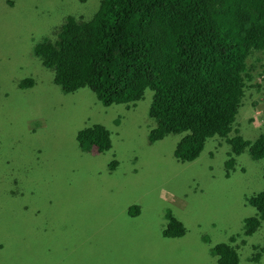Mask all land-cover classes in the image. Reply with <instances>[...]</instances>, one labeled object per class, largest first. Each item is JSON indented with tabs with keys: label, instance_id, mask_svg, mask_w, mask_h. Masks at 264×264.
<instances>
[{
	"label": "rangeland",
	"instance_id": "374dc122",
	"mask_svg": "<svg viewBox=\"0 0 264 264\" xmlns=\"http://www.w3.org/2000/svg\"><path fill=\"white\" fill-rule=\"evenodd\" d=\"M100 2L0 0V72L35 79L25 91L14 88L11 99L0 88V133L8 140L0 158L25 165V176L0 165V241L6 242L0 264H92L104 254L114 264L216 263L211 248L234 234L240 235L235 243L240 263L264 264V255L260 263L253 260L256 245L264 243V223L246 237L240 218L245 197L264 187L260 160L241 153L238 164L248 167L228 177L231 145L213 136L199 157L181 162L174 151L182 133L148 140L155 124L146 110L150 88L128 109L125 103L102 104L89 88L66 93L51 73L25 71L24 60H32L34 43L44 33L68 13L89 18ZM250 75L237 127L256 137L264 127V87L261 75ZM94 123L111 129L113 146L82 156L77 134ZM132 205L140 207L137 216L129 213ZM168 210L185 224L184 236H164ZM94 228L97 237L81 234L72 245L78 233ZM80 241L98 246L97 253L78 251Z\"/></svg>",
	"mask_w": 264,
	"mask_h": 264
},
{
	"label": "trees",
	"instance_id": "16d2710c",
	"mask_svg": "<svg viewBox=\"0 0 264 264\" xmlns=\"http://www.w3.org/2000/svg\"><path fill=\"white\" fill-rule=\"evenodd\" d=\"M24 62L25 71L51 73L64 92L89 88L107 106L125 103L128 109L136 108L150 88L152 100L146 110L155 124L148 140L156 143L171 133H182L174 151L181 162L196 159L207 139L220 136L231 145L228 177L234 169L248 167L238 164L241 153L264 165V127L256 137H247L237 127L250 74L261 75L264 87V0H101L89 18L63 16L52 32L34 43L32 60ZM34 84L35 79L25 73L15 79L0 72V88L8 99L14 88L25 91V85ZM115 122L120 124L121 114ZM77 140L82 156L113 146L111 129L102 123L81 129ZM3 144L7 147L8 140L0 133V147ZM0 165L25 176V165L18 167L3 158ZM243 207L246 212L240 218L245 236L250 237L264 223V187L247 195ZM129 213L137 216L140 207L132 205ZM66 225L71 227L67 221ZM216 226L213 221L212 227ZM95 230L78 233L72 245L82 240L81 234L97 237ZM185 232V224L168 210L164 236L182 237ZM239 236L215 244L211 254L217 262L208 264H241L235 244ZM0 247L6 248V242L0 241ZM88 247L78 242V251L97 253L98 246ZM263 255L264 243L256 245L253 260L260 263ZM108 256H93L91 262L114 264Z\"/></svg>",
	"mask_w": 264,
	"mask_h": 264
}]
</instances>
